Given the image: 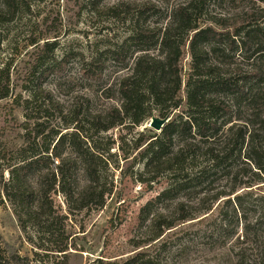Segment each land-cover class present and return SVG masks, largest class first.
Segmentation results:
<instances>
[{
	"label": "trees",
	"instance_id": "obj_1",
	"mask_svg": "<svg viewBox=\"0 0 264 264\" xmlns=\"http://www.w3.org/2000/svg\"><path fill=\"white\" fill-rule=\"evenodd\" d=\"M88 1L99 14L127 25L121 40L97 51L84 65L86 78L96 82L106 80L105 56L127 69L104 83L101 97L114 102L104 111L88 112L93 125L104 129L107 123H126L136 108L135 88L150 91L157 105L171 103L174 110L185 105L173 36L186 25L197 0L176 1L164 9L150 1L138 7L125 2L102 7V0ZM235 2L239 5L217 16L216 26L195 30L184 46L186 53L221 76L220 84L208 90L193 88V114L171 118L162 131L153 132L158 145L146 159L139 180L152 182L167 172L206 164L186 172L157 195L149 207V224L129 239V253L114 258L102 255L95 264H166L162 254L175 246L176 253L185 252L188 243L198 239L218 252L219 261L264 264V31L248 30L243 39L235 35L236 29L264 18V0H232ZM21 3L30 9L31 1L4 0L0 18L7 13L14 16ZM56 45L46 40L37 47L30 71L37 84L21 104L30 111L21 124L24 155L8 168L9 181L0 188L13 201L24 229L25 216L36 223L54 220V193L63 194L72 210L100 208L105 203L106 190L95 160L76 133L63 132L52 121L63 115V109L53 90L44 86V77L60 72L67 58H55ZM4 72L1 99L9 96L7 84L2 85L3 79L9 81V68ZM47 139L48 144L44 143ZM255 188L259 193L252 192ZM248 197L252 198L250 209ZM69 244L67 241L56 250L61 256L58 264L68 263L74 246ZM0 264L35 263L14 251L0 253Z\"/></svg>",
	"mask_w": 264,
	"mask_h": 264
},
{
	"label": "rangeland",
	"instance_id": "obj_2",
	"mask_svg": "<svg viewBox=\"0 0 264 264\" xmlns=\"http://www.w3.org/2000/svg\"><path fill=\"white\" fill-rule=\"evenodd\" d=\"M28 1H31L30 9L28 4L21 3L14 16L7 13L0 18L2 78H6L3 70L9 68V81L3 79L2 82L3 86L7 84L9 96L0 98V188L9 181L8 168L20 162L24 155L21 124L26 120V112L30 111L21 104L29 98L30 91L37 84V80L30 75L37 47L51 40L57 44L55 58L67 57L60 66V72L44 77V86L53 90L63 109V115L60 118L53 115L55 118L52 121L61 131L76 133L84 149L95 160L100 182L106 190L105 203L100 208L72 210L63 194L54 193L51 196L55 208L54 220L36 223L25 216L24 229L13 201L1 190L0 253L4 255L15 251L35 264L36 259L41 261L40 264H58L61 256L56 250L68 241L76 247H70L67 264H95V259L102 255L114 258L127 254L132 250L129 239L149 224V207L157 195L186 172H195L206 164L167 172L152 182L139 180L146 159L158 145L153 137L155 130L150 127L152 118L167 114H171V118L192 115L195 109L192 89L201 87L208 90L221 82L220 75L208 70L196 56L185 52L187 39L199 28L216 26L217 16L229 13L239 3L233 4L232 0H197L186 25L174 34L173 45L181 62L180 90L185 105L177 110L172 109L171 103L157 105L150 91L135 88L132 93L136 108L131 118L124 124L107 123V128L102 129L93 125V117L88 112L95 114L113 104L114 101L101 97L102 88L107 79L113 80L127 69L105 56L103 59L107 60L108 66L106 80L96 82L86 78L83 68L97 51L101 52L106 46L121 40L127 25L99 14L88 0ZM146 1L160 4L164 9L176 1L185 0H102L100 4L104 7L105 4L125 2L127 6L138 7ZM3 6L4 0H0V8ZM151 18L156 19L154 16ZM251 29L264 31V18L236 29L235 35L243 39ZM35 41L37 43H33ZM131 61L128 59L127 62ZM44 143L48 144V139ZM40 147L44 149L45 145ZM65 152L69 153V148ZM69 183L75 186L72 179ZM247 192L250 191L243 193ZM252 192L259 193L256 188ZM251 201L252 198L248 197L246 205L249 209ZM177 249L178 246H175L171 252L161 255L166 264H228L219 261L217 257L221 256L217 255L218 252L212 251L209 244H203L199 239L191 245L188 243L185 252L176 253Z\"/></svg>",
	"mask_w": 264,
	"mask_h": 264
},
{
	"label": "water",
	"instance_id": "obj_3",
	"mask_svg": "<svg viewBox=\"0 0 264 264\" xmlns=\"http://www.w3.org/2000/svg\"><path fill=\"white\" fill-rule=\"evenodd\" d=\"M171 119V114H167L164 117L154 116L150 122V127L156 132L162 131L164 125Z\"/></svg>",
	"mask_w": 264,
	"mask_h": 264
}]
</instances>
